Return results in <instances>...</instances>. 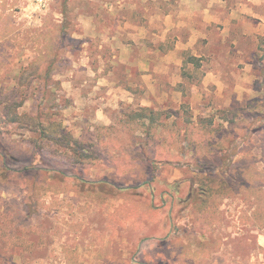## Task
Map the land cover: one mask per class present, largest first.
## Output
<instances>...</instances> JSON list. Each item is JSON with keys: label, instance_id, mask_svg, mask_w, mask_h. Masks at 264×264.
<instances>
[{"label": "rangeland", "instance_id": "1", "mask_svg": "<svg viewBox=\"0 0 264 264\" xmlns=\"http://www.w3.org/2000/svg\"><path fill=\"white\" fill-rule=\"evenodd\" d=\"M64 1L0 0V30L7 22L16 38L6 50L9 68L0 62V89L9 92L20 74L31 83L19 118L47 101L38 99L35 69L60 42L56 25L70 21L72 33L46 104L71 136L67 149L44 139L37 151L35 121L6 124L0 117V218L33 246L25 250L5 232L11 243L0 237V264H264L257 244L264 228L255 224L264 222V187L253 198L264 182V37L253 39V20L226 19L217 4L203 19L202 0H68L67 15ZM143 107L164 124L154 132L160 145L176 128L172 142L184 146L187 122L204 120L214 131L201 155L224 156L209 169L223 183L234 175L232 162L256 161L243 195L197 202L207 174L199 172L195 150L173 149L145 163L140 150L153 141L128 119ZM124 125L136 130L131 146L123 141L128 155L121 146L110 154L99 148L96 165L70 156L75 141L93 150L100 126L122 135Z\"/></svg>", "mask_w": 264, "mask_h": 264}, {"label": "trees", "instance_id": "2", "mask_svg": "<svg viewBox=\"0 0 264 264\" xmlns=\"http://www.w3.org/2000/svg\"><path fill=\"white\" fill-rule=\"evenodd\" d=\"M69 6L70 3L69 1H64L62 3V14L65 13L67 15L69 11ZM64 24V25H63ZM71 22L68 21L65 23H61L60 25H56V28L59 31L58 37L60 39V42L58 41L55 44V47L52 48L50 55L45 58V56H40L41 59L46 60L45 66H38L35 69V72L40 74V82L38 84L39 86V98L41 100H47L45 101V104L39 103L37 112L34 116H29L28 119H25L27 116H23L19 118L18 112L19 109L22 107V104L28 99L29 95H31V90L30 87V81H27V76H24L22 74L18 75L17 77V82L15 83L14 88L10 89L9 92L3 93L2 89H0V117L4 120V123L6 124H18L22 122V120L25 119L26 121H33L36 122L34 129L32 127L31 130L33 133L36 134V144H34V149L35 150H41V142L42 140L46 139L47 141H52L53 144L58 145L61 148H66L70 144L71 141V136L70 134L66 135L63 134L60 130V125L57 124L53 120V117H55L54 114L48 113V107L46 106L48 99L54 98V95L52 93V89L49 88L48 83L52 82L53 77L52 73L58 69L61 66L62 63V54L65 53L67 49H65V40H67L72 33H70V30L68 27H71ZM2 29L0 30V62H2L3 66L5 69L9 68V61L11 60V55H9L6 50L12 48L13 49V43H15L16 38L14 35V28L12 26H9L7 22H3V25L1 27ZM36 61L33 62V64ZM26 71V70H25ZM25 71L24 74H25ZM22 72V73H23ZM59 83H55L54 87H58ZM10 116V117H8ZM129 122L131 124H134L136 126L137 131L142 132L146 140H152L153 144L145 143L144 149L140 150L141 156H143V160L145 163L148 162H154L155 159H152V157H161L163 158L164 156H170V151L175 149L178 150L179 152H185L189 153L193 150H195V153L199 156V160L196 161L197 167L199 169V172L204 174H207L206 179L199 180V184L197 186L196 190V197L194 198L197 202L201 200L202 204H207L208 199L213 195V194H218L221 197L228 198L232 196H236L238 193L241 195L243 190L247 187H249V181L248 177L251 176L252 174L257 172V169L254 168L256 166V161H252L251 165L252 166H247V161L245 159H241L239 161L232 162L229 166L228 169L234 171V175H230L229 178H227L226 182H221L218 179V176L216 174H212L209 169L212 167H216L217 165H221L222 160H224V156L222 157H214L213 160L211 161L210 159L208 160L206 157L202 156L201 153L203 152H208L209 145H203L205 139L209 141V135L212 133L214 130H208L206 131L204 129V120L199 121V124L197 126L192 125V123L187 122V127L185 128V133H184V143L185 145H181V143L178 142H172L174 139H172L173 135L176 133L177 129L175 128L173 134L169 137H167L162 145H160V142H157V138L154 135V132L157 130V128H164V124L159 123V119L155 113V111L149 107H143L140 109V111H136L128 115ZM125 126V131L124 134L122 132V135L119 133V129L114 128L113 126H100L98 128L99 131V136H98V145H93V150H90V147H86L82 143H78L77 141L72 144L68 150L70 151V156L75 160V162L78 165H84V164H90L86 163L87 161H90L92 165H96L101 159H100V154L101 150L99 151L98 149H102L106 147L108 148V151H106V154H110V152H114L115 148L118 146L122 147L123 152L125 155L127 154V151L124 149V146L127 144L123 142L125 139L130 142L131 146V141L130 139L133 137L134 133L136 130H133L130 126ZM175 125H173L174 127ZM174 129V128H172ZM38 133H36L37 131ZM60 130V131H59ZM55 135H57L55 137ZM193 135L199 136V140L195 141L193 138ZM58 138V139H56ZM116 138H119L122 140L123 143L120 144V140H117ZM40 142V143H39ZM203 145V146H202ZM105 146V147H104ZM226 147V146H224ZM223 148V147H222ZM221 147L218 148L222 149ZM214 149L217 150V147ZM105 153V151H104ZM129 157V156H128ZM201 158V159H200ZM165 162H168L165 160ZM247 164V165H246ZM256 181V180H255ZM149 184V183H147ZM35 187L34 185L32 186ZM264 187V182H262V178L258 180V184L256 186V191H254V197L255 194L257 193V190H261V188ZM78 188V187H77ZM95 188H98L95 185ZM31 189V190H32ZM38 189V188H37ZM35 190V189H33ZM102 190V189H99ZM38 190H36L34 193H31V197L33 199L38 198ZM107 193V192H106ZM243 195V194H242ZM37 197V198H36ZM30 203V201H29ZM253 205H257L256 199H253ZM260 217L258 219H264V209L260 212ZM1 217V216H0ZM4 222V224H3ZM6 222V224H5ZM258 227L264 228V222L262 224L256 223ZM15 229L17 230L16 227H13V222L12 220L9 219H1L0 218V237L1 240L5 239L4 244L11 243L8 239L6 238L5 232H10L7 233L9 234V237L13 234L17 237L16 242L17 245H21L25 250H28V247H31V251L33 246L29 245L32 244L28 243L27 241H23L22 236H18L15 233ZM11 238V237H10ZM22 240V241H21ZM264 252V250H263Z\"/></svg>", "mask_w": 264, "mask_h": 264}, {"label": "crops", "instance_id": "3", "mask_svg": "<svg viewBox=\"0 0 264 264\" xmlns=\"http://www.w3.org/2000/svg\"><path fill=\"white\" fill-rule=\"evenodd\" d=\"M197 1L199 0H195V2ZM202 2L203 7L200 14L203 19H210V7L217 4L220 6L221 12L225 14L226 19L236 20L244 17V19L253 20V39L257 40L258 37H264V0H202ZM160 18L161 16H159ZM165 18L168 20L171 17ZM101 123L103 125L110 124ZM257 244L264 250V234L257 237Z\"/></svg>", "mask_w": 264, "mask_h": 264}]
</instances>
